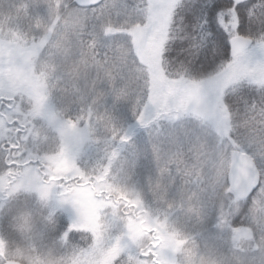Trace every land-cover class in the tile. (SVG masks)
<instances>
[{
	"label": "snow or ice",
	"instance_id": "6c2138e0",
	"mask_svg": "<svg viewBox=\"0 0 264 264\" xmlns=\"http://www.w3.org/2000/svg\"><path fill=\"white\" fill-rule=\"evenodd\" d=\"M0 264H264V0H0Z\"/></svg>",
	"mask_w": 264,
	"mask_h": 264
}]
</instances>
